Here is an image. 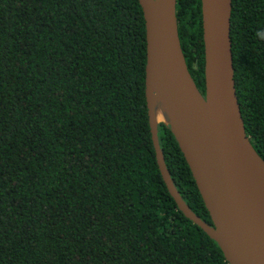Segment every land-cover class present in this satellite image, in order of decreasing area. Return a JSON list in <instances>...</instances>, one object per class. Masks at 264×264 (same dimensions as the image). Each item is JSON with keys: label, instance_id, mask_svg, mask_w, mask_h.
<instances>
[{"label": "trees", "instance_id": "trees-1", "mask_svg": "<svg viewBox=\"0 0 264 264\" xmlns=\"http://www.w3.org/2000/svg\"><path fill=\"white\" fill-rule=\"evenodd\" d=\"M203 92L199 0H175ZM233 85L264 160V0H230ZM137 0H0V264H228L161 179L144 99ZM166 170L210 222L169 127Z\"/></svg>", "mask_w": 264, "mask_h": 264}, {"label": "water", "instance_id": "water-1", "mask_svg": "<svg viewBox=\"0 0 264 264\" xmlns=\"http://www.w3.org/2000/svg\"><path fill=\"white\" fill-rule=\"evenodd\" d=\"M137 1L145 39L144 99L161 179L176 207L216 242L228 264H264V160L244 131L235 95L230 0H199L202 93L179 46L175 0ZM151 91L170 121L154 118ZM159 121L173 134L210 222L194 213L175 188L158 142Z\"/></svg>", "mask_w": 264, "mask_h": 264}, {"label": "bare ground", "instance_id": "bare-ground-1", "mask_svg": "<svg viewBox=\"0 0 264 264\" xmlns=\"http://www.w3.org/2000/svg\"><path fill=\"white\" fill-rule=\"evenodd\" d=\"M150 96H151V101H152L154 118L158 120L166 121V122L170 121L171 118L169 114L167 113V111L165 110V108L163 107L156 93L151 91Z\"/></svg>", "mask_w": 264, "mask_h": 264}]
</instances>
